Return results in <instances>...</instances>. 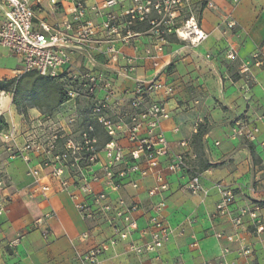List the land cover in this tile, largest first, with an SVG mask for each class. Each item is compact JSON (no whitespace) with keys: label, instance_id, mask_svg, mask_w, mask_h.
Returning a JSON list of instances; mask_svg holds the SVG:
<instances>
[{"label":"crops","instance_id":"0c3cea01","mask_svg":"<svg viewBox=\"0 0 264 264\" xmlns=\"http://www.w3.org/2000/svg\"><path fill=\"white\" fill-rule=\"evenodd\" d=\"M103 1L91 0L87 6ZM211 1L214 6L203 8L199 19L201 29L208 35L206 40L197 46H190L182 44L174 36L167 39L168 44L160 60L163 66L160 78L171 93L161 92L152 96L169 110L170 117L162 122L161 127L172 153H195L193 136L200 125L205 127L202 139L204 160L202 158L197 171H193L199 175L203 192L191 195L187 191L185 185L192 172L168 176V189L163 193L166 202L163 217L172 230L168 243L156 253L140 256L127 252V243H121L114 250L104 253L99 264H264V232L257 237L249 217H245L242 226L235 230L227 218L215 216L219 193L214 187L221 182L233 191L235 202L232 210L235 214L241 209L257 207L264 223V118L260 119L264 115V65L257 67L252 64L251 78L246 79L239 72L242 63L250 61L255 54L264 57V0ZM120 2L113 12L119 13L122 7L130 5L128 0ZM38 3L39 20L54 24L64 19L68 4H64V9L57 14L51 10L48 0H33L35 8ZM227 14L235 22L233 30L226 28ZM88 17L99 25L100 20L89 12ZM139 32L143 34L144 30ZM102 36L101 32H97L95 41H100ZM147 40L146 36L139 35L121 46L125 56L137 58L133 77L110 72L114 79L119 80L120 93H126L124 105L134 88V77L148 80L153 76L151 63L142 57ZM229 45L237 52L233 61L226 57ZM86 54L94 56L98 63L104 61L95 51ZM84 55L75 56L79 70L84 68ZM19 69L17 58L0 48V82L12 83ZM11 95L12 91L6 93L0 90V117L8 129L21 133L30 127L24 123L16 128ZM3 97H8L6 103ZM82 112V108L69 101L57 106L54 114L61 121L60 129L67 135L71 128L63 119L72 113L83 117ZM46 117L41 120L48 125ZM238 121L257 126L258 134L254 141L233 136V128ZM84 122L92 121L84 118ZM93 124L100 142L104 143L107 137L101 130L104 138L100 139L98 126L95 122ZM23 141L20 137L16 143L21 145ZM180 142H187L189 148H181ZM122 144L127 146L126 142ZM7 157L10 161L0 162L9 180L4 191L9 203L6 212L0 215V264H79L80 254L112 235L104 224L96 226L81 217L70 199L71 189L61 191L55 182H51L47 196L37 191L27 171L40 161L39 157L30 156L29 163L22 158H11L9 154ZM194 160L198 162L197 155ZM153 186L154 181L146 178L139 180L136 189L125 184L121 190L112 192L113 197H123L140 204L144 211L135 215L140 229L146 226L149 206L159 200L158 197L148 198L147 192ZM95 187L96 190L103 189L102 185ZM51 210L55 215L36 228L35 222ZM42 229L48 230L45 238L41 235ZM87 232L90 238L83 240L81 237ZM215 233L223 237L218 240ZM233 234L237 235L238 241L230 243L225 237ZM135 238L137 240L139 236ZM243 244L252 250L251 257L238 256V249ZM224 249L228 252L222 257Z\"/></svg>","mask_w":264,"mask_h":264},{"label":"built area","instance_id":"2783aa9c","mask_svg":"<svg viewBox=\"0 0 264 264\" xmlns=\"http://www.w3.org/2000/svg\"><path fill=\"white\" fill-rule=\"evenodd\" d=\"M89 1L48 0L51 10L57 14L64 9V4H68L64 19L60 23L49 24L38 19L40 4L35 8L33 0H0V48L19 61L20 69L15 76L35 73L59 80L64 85L68 102L75 104L85 99L90 103L87 111L96 118L97 126L107 137L101 143L95 125L84 122L79 115H73L68 120L69 127L74 131L70 130L67 135L55 124L51 126L50 119L46 117L50 126L43 127L47 131L38 134L32 127L23 131L24 141L21 145L16 143L14 129H8L0 137L12 158H22L28 163L32 155L40 158L27 171L38 192L47 196L51 182H55L61 191L71 189L70 199L81 217L96 226L104 224L112 233L108 239L80 254L79 264H99L104 253L114 250L121 243H127V252L136 256L156 253L168 243L172 230L163 217L166 208L163 193L168 189L167 177L180 172L193 173L191 163L196 156L189 151L171 152L161 127L162 122L170 117L169 110L164 103L152 98L161 92L171 93L160 78L163 70L160 60L168 44L164 33L174 34L190 46H197L208 37L199 25L201 12L203 8L214 6L210 0H205L204 4L200 2L199 9L189 10L179 27L171 26L178 16L169 14L168 19L163 21L169 24L164 32L158 29L162 21L151 20L149 29L142 34L130 27L134 20L145 21L151 10L159 13L162 5L157 0H128L132 7H122L119 16L114 14L113 8L121 3L120 0H104L100 4L87 6ZM169 1L171 4L181 2ZM88 12L100 20L99 25L88 17ZM229 18L227 14L226 28L233 30L235 22ZM97 32L103 34L100 41L94 39ZM139 35L148 39L142 49V57L151 63L154 73L148 80L134 77V88L124 105L126 93L117 92L110 72L134 76L137 58L123 55L119 44H128ZM92 51L101 55L104 61L98 63L86 54ZM82 53L85 54V65L79 70L75 65V56ZM226 57L232 61L237 58L235 47L228 46ZM252 64L263 66L264 59L260 54H255L250 61L242 63L239 72L246 79L251 78ZM263 118L264 115L260 116V119ZM173 131L177 132V129ZM257 134V126L246 121H238L233 128V136L251 142ZM122 142H126L127 146ZM179 145L185 150L189 148L187 142H180ZM146 178L154 181V186L147 192L148 198L158 197L159 200L149 206L146 226L140 229L135 218L136 214L144 211L140 204L123 197H113L112 192L121 190L125 184L136 189L139 180ZM96 185H102L103 189L96 190ZM185 187L191 195L203 192L196 173L189 178ZM214 187L219 193L215 216L227 218L235 230L242 226L245 217H249L259 237L264 232V223L258 215V208L241 209L235 214L232 210L235 202L233 191L221 182ZM5 190L6 186L0 179V215L6 212L9 202L4 195ZM54 215L51 210L34 226L39 228ZM41 235L47 237L48 230L42 229ZM214 235L218 240L223 237L220 233ZM136 236L144 241L138 242ZM81 238L89 239L90 233L83 234ZM225 238L230 243L238 241L236 234ZM227 252L224 249L222 257ZM237 253L241 258L252 256V250L244 244Z\"/></svg>","mask_w":264,"mask_h":264},{"label":"rangeland","instance_id":"374dc122","mask_svg":"<svg viewBox=\"0 0 264 264\" xmlns=\"http://www.w3.org/2000/svg\"><path fill=\"white\" fill-rule=\"evenodd\" d=\"M161 5V11L159 13L152 11L149 12L147 19L143 22H139L137 20H134V22L132 23V26L130 27L133 31H147L150 27L149 22L151 20H156L157 22L162 21L161 23L159 22L158 25V29L160 31H166V26H168L169 24L167 22L163 23L164 20L168 19L169 14H174V16H178L177 20L175 22L172 21L171 26L172 27H179L181 26V21L189 14V10L194 11L199 9L200 7V2H202V4H204L205 0H187V1H183L180 0V3H176V4H171V2L169 0H157ZM156 1V2H157ZM211 1V0H210ZM120 2V1H119ZM212 2V1H211ZM120 3L116 6L119 7ZM130 7H132V3L130 2ZM134 8V7H133ZM120 10V8H119ZM114 14L116 16L120 15L119 13H116L114 11ZM155 21V24L157 23ZM123 27V26H122ZM121 27V28H122ZM164 37L165 38H169V37H176L174 34H168V33H164ZM181 41V40H180ZM182 44L187 45V42L182 41ZM122 45H126L124 43H120L119 44V48H120V52L125 55L121 49ZM92 56V55H91ZM101 56V55H99ZM93 59L94 56H92ZM102 57V56H101ZM264 59V57H262ZM104 60V59H103ZM75 65H77L76 61H75ZM137 66V64H136ZM137 69V67H136ZM114 73V72H113ZM120 75V72L116 73ZM122 74V73H121ZM123 75V74H122ZM110 77L112 79V83L114 85V88L117 90L118 93H120L119 89H118V82L116 79H114L111 74ZM123 77H132L129 75H123ZM122 80V78H120ZM1 84H5L4 88L2 89V85H0L1 89L3 91H5L6 93H8L9 91H12V95L11 97V103L15 108V121H16V128H19L21 125L23 126L24 123H28L29 127L33 128V130H35L38 134H42L45 131H47V129H45L43 126H45V124L42 123V118H44L45 116H48L50 121H51V126H53L55 124L56 127H59V123L61 121L58 120L57 116L54 114V112L56 111L57 106L61 105L58 104L61 99L65 98V91H64V85L56 79H50L48 77H43V76H39L35 73H27V74H23L19 77L14 78V81L12 83H1ZM0 89V90H1ZM83 100V101H82ZM80 101H76L75 104L73 103L75 106H79L80 108L83 109V119L85 118L86 120H91L92 122H89L91 124H93V122L97 123V120L94 116H91V114L89 113L88 107L90 106V103H88L87 101H85V99H82ZM65 102H68V100H66ZM63 102V103H65ZM39 114V115H38ZM73 116L72 114L67 115L63 120L65 123H67L66 125H68V120ZM0 137L2 134L6 133L8 130V125L3 121V118L0 117ZM42 119V120H41ZM97 125V124H96ZM50 126L49 124L46 126L48 127ZM55 127V128H56ZM72 132L74 131V129H70ZM101 128L98 127L97 133L98 135H100V139H103L104 136L101 133ZM103 131V130H102ZM15 140L19 141V138H23L22 135L23 133L19 132L18 130H15ZM63 134H65V132L62 131ZM6 144H4L2 142V140L0 139V162L2 163H7L8 161V157L7 154H9V156L11 157V154L6 150ZM196 155L198 156V162L195 163V160L192 161L191 165L193 168V171H197L198 169V164L199 162H203L202 158L204 160V150H203V146L201 148H198L197 150H195ZM7 153V154H6ZM194 153V154H195ZM195 155V156H196ZM12 158V157H11ZM196 158V157H195ZM0 166V179L4 182L5 186L8 184L9 180L8 177L6 176L5 173V168L4 165ZM194 174V172H193ZM7 189V188H6ZM9 203V202H8Z\"/></svg>","mask_w":264,"mask_h":264},{"label":"trees","instance_id":"16d2710c","mask_svg":"<svg viewBox=\"0 0 264 264\" xmlns=\"http://www.w3.org/2000/svg\"><path fill=\"white\" fill-rule=\"evenodd\" d=\"M1 83H4V82H0V85L3 86L2 87V89H3L5 84H1ZM0 89H1V87H0ZM66 100H67V98L65 97V98L61 99V101L58 104H61V103L65 102ZM205 133H206L205 127H203L202 125H200L198 127V130H197L196 134L193 136V139H192V147L195 150H197L198 148H201L202 147V139H203ZM206 167H208V166H206Z\"/></svg>","mask_w":264,"mask_h":264},{"label":"clouds","instance_id":"9594fccd","mask_svg":"<svg viewBox=\"0 0 264 264\" xmlns=\"http://www.w3.org/2000/svg\"><path fill=\"white\" fill-rule=\"evenodd\" d=\"M4 101H5V103L7 102V100H8V97H3L2 98Z\"/></svg>","mask_w":264,"mask_h":264}]
</instances>
